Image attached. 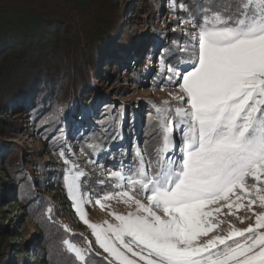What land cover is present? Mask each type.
Returning a JSON list of instances; mask_svg holds the SVG:
<instances>
[{"label":"snow or ice","instance_id":"6c2138e0","mask_svg":"<svg viewBox=\"0 0 264 264\" xmlns=\"http://www.w3.org/2000/svg\"><path fill=\"white\" fill-rule=\"evenodd\" d=\"M197 7L199 20L179 5L188 12L179 23L191 30L181 28L187 40L174 39L168 59L158 61L159 73L178 91L169 93L174 104L155 106L161 135L155 159L141 153L127 171L109 172L118 190L95 199L102 209L116 199L134 210L111 211L115 222L91 223L85 210L91 195L81 185L86 173L60 153L72 207L109 264H264V211L253 212L254 225L200 239L218 227L225 207L229 215L255 205L264 209V0ZM100 147L89 144L93 151ZM47 212L51 219L52 208ZM85 244L62 240L86 264L93 249L91 241Z\"/></svg>","mask_w":264,"mask_h":264},{"label":"rangeland","instance_id":"374dc122","mask_svg":"<svg viewBox=\"0 0 264 264\" xmlns=\"http://www.w3.org/2000/svg\"><path fill=\"white\" fill-rule=\"evenodd\" d=\"M117 2L120 5L117 15L121 16L119 32L113 33V42H109L110 49L115 48L113 52H116L114 57L109 54L98 62L97 74L91 73L89 85L86 78L90 73L83 78L85 83L80 84L78 92L90 93L92 97L88 100L89 96L83 95L82 101L77 100L86 107L81 106L76 118H62V112L72 100L71 88L67 89L64 101H55L50 108L49 112L56 115L53 119L46 112L33 117L23 109H15L20 101L9 104L11 111L5 110L0 116V228L10 233L9 239L0 240V264H38L41 258L47 264H85L65 250L62 245L65 238L80 247H86V240L91 241L93 252L86 257V264H109L111 258L106 259L107 254L95 244L91 230L72 207L63 180L68 165L60 153L63 151L69 161L86 173L81 185L82 191L91 195L92 203L85 205L91 223L115 222L109 214L111 211L126 214L134 210L116 199L105 202L109 207L102 209L95 199L118 190L113 187L114 181L107 179L109 172L122 166L127 171L138 163L141 153L145 160L155 159L154 150L161 142L155 106L171 101L169 93L175 95L178 91L163 79L158 61L161 56L168 59L174 39L187 40L181 36V28L191 30V25L179 23L188 19V12L181 11L179 5L185 4L199 20L202 13L197 5L208 6L219 0H176L175 10L172 0ZM174 27L176 31L172 30ZM47 88L53 90L55 86L41 83L28 91V99L32 103L43 102L47 97L43 91ZM94 100H106L101 111L97 109L100 103ZM110 114L112 117H107ZM61 118L65 127L47 130L53 129ZM97 142L100 148L95 151L89 148L90 143ZM101 180L105 181L103 185L99 183ZM137 198L143 196L138 194ZM232 211L234 214L229 215L225 207L217 214L218 227L200 239L226 235L231 227L243 229L254 225L253 212L264 209L255 205L252 211Z\"/></svg>","mask_w":264,"mask_h":264},{"label":"trees","instance_id":"16d2710c","mask_svg":"<svg viewBox=\"0 0 264 264\" xmlns=\"http://www.w3.org/2000/svg\"><path fill=\"white\" fill-rule=\"evenodd\" d=\"M119 6L117 0H0V116L5 110L11 111L9 104L20 101L15 109H23L33 117L46 112L53 119L56 115L49 112L50 108L55 101H64L67 89L71 88L72 100L62 118H76L85 98L84 92H78L80 84L85 83L83 78L90 73L86 78L89 85L91 73L97 74L98 62L109 54L114 57L116 52L115 48L110 49L109 42L112 44L111 35L119 32ZM41 83H50L55 89H45L46 99L32 103L27 93ZM84 96H89L88 100L92 97L90 93ZM95 101L100 103L97 109L101 111L106 100ZM62 118L47 130L62 128ZM9 237L8 230L0 228V240ZM38 264L47 261L41 258Z\"/></svg>","mask_w":264,"mask_h":264}]
</instances>
